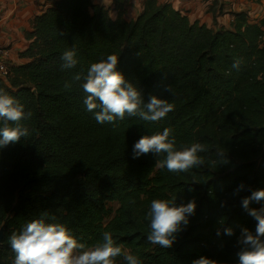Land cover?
<instances>
[{"label": "trees", "instance_id": "16d2710c", "mask_svg": "<svg viewBox=\"0 0 264 264\" xmlns=\"http://www.w3.org/2000/svg\"><path fill=\"white\" fill-rule=\"evenodd\" d=\"M48 1L26 34L29 45L19 56L27 62L9 65L0 80V90L31 113L22 122L30 136L0 148V264H14L8 237L42 217L89 246L111 232L141 264H192L202 256L237 264L240 231L254 232L257 223L242 201L264 190V17L234 12L230 27L215 29L159 0H144L131 19L121 0L108 7ZM72 48L79 64L63 69L60 57ZM109 55L119 57L117 70L145 103L156 96L174 110L159 123H97L81 84L91 64ZM77 73L81 81H74ZM165 128L177 146L204 144L205 164L177 174L162 166L163 157H133L142 136ZM241 184L245 190L234 195ZM173 196L178 205L195 200L197 208L174 245L162 248L147 240L146 214L152 200ZM110 202L118 203L113 215ZM250 206L264 208V201ZM228 227L235 235L223 234Z\"/></svg>", "mask_w": 264, "mask_h": 264}, {"label": "clouds", "instance_id": "9594fccd", "mask_svg": "<svg viewBox=\"0 0 264 264\" xmlns=\"http://www.w3.org/2000/svg\"><path fill=\"white\" fill-rule=\"evenodd\" d=\"M63 69H74L79 64L75 48L65 50L60 57ZM119 57L109 55L106 59L91 64L83 76L82 90L85 94L84 105L94 114L99 124H112L126 117H137L148 123H159L174 110L166 99L152 96L145 103L142 90L118 71ZM233 67H238L234 64ZM79 73L74 81H81ZM65 89L72 88V82H65ZM172 92L171 86L167 89ZM31 118L24 105L16 98L0 90V148L19 143L30 136V130L22 123ZM208 149L202 143L194 142L190 146H177L169 129L152 135L142 136L133 146V157L146 154L163 157L162 166L171 173H188L200 168L206 162L201 153ZM226 163V156L221 155L220 163ZM245 190L241 184L234 195ZM176 196L171 199H154L150 203L146 218L150 232L147 240L162 248H171L178 234L186 229L190 217L196 212L195 200L178 205ZM264 201V190L253 191L242 201V207L257 221L255 231L242 228L237 238V264H264V208L250 205ZM224 206L223 204L221 205ZM222 223V222H221ZM223 234L235 235V230L228 227ZM217 235H221L218 230ZM8 244L15 254L14 264H141L137 256L114 242L111 232L102 234V241L86 245L75 237L63 224L48 223L42 217L28 222L19 232L8 237ZM192 264H215V261L200 257Z\"/></svg>", "mask_w": 264, "mask_h": 264}, {"label": "crops", "instance_id": "0c3cea01", "mask_svg": "<svg viewBox=\"0 0 264 264\" xmlns=\"http://www.w3.org/2000/svg\"><path fill=\"white\" fill-rule=\"evenodd\" d=\"M144 0H121L127 5L126 18L137 17ZM170 3L176 10L187 15L190 21H198L215 29L230 27L231 13L246 11L252 21L264 17V0H159ZM94 3L111 6L113 0H94ZM48 4L44 0H0V48L10 49L9 65L23 64L26 59L19 55L29 41L26 34L31 31L32 19L42 13ZM111 15L116 16V11Z\"/></svg>", "mask_w": 264, "mask_h": 264}, {"label": "built area", "instance_id": "2783aa9c", "mask_svg": "<svg viewBox=\"0 0 264 264\" xmlns=\"http://www.w3.org/2000/svg\"><path fill=\"white\" fill-rule=\"evenodd\" d=\"M9 57L10 49L0 48V80H6L9 75Z\"/></svg>", "mask_w": 264, "mask_h": 264}, {"label": "rangeland", "instance_id": "374dc122", "mask_svg": "<svg viewBox=\"0 0 264 264\" xmlns=\"http://www.w3.org/2000/svg\"><path fill=\"white\" fill-rule=\"evenodd\" d=\"M44 3L49 5L48 0H44ZM108 206L112 209V215H113L115 213L116 209L118 208V203L117 202H110V203H108Z\"/></svg>", "mask_w": 264, "mask_h": 264}, {"label": "water", "instance_id": "95a60500", "mask_svg": "<svg viewBox=\"0 0 264 264\" xmlns=\"http://www.w3.org/2000/svg\"><path fill=\"white\" fill-rule=\"evenodd\" d=\"M3 234H4V230H3V227H2L0 229V244H1V241H2Z\"/></svg>", "mask_w": 264, "mask_h": 264}]
</instances>
